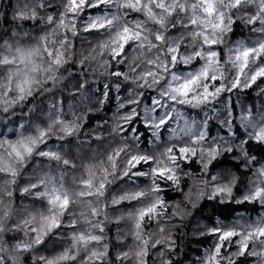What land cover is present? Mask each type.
<instances>
[{
    "label": "clouds",
    "instance_id": "1",
    "mask_svg": "<svg viewBox=\"0 0 264 264\" xmlns=\"http://www.w3.org/2000/svg\"><path fill=\"white\" fill-rule=\"evenodd\" d=\"M0 264H264V0H0Z\"/></svg>",
    "mask_w": 264,
    "mask_h": 264
}]
</instances>
